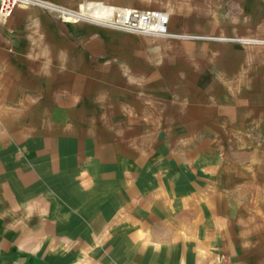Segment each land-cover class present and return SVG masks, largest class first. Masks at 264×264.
I'll return each mask as SVG.
<instances>
[{"label":"crops","instance_id":"1","mask_svg":"<svg viewBox=\"0 0 264 264\" xmlns=\"http://www.w3.org/2000/svg\"><path fill=\"white\" fill-rule=\"evenodd\" d=\"M168 13L172 33H198ZM150 38L131 56L132 38L89 23L0 16V264H264L259 43ZM169 78L194 101H168Z\"/></svg>","mask_w":264,"mask_h":264},{"label":"rangeland","instance_id":"2","mask_svg":"<svg viewBox=\"0 0 264 264\" xmlns=\"http://www.w3.org/2000/svg\"><path fill=\"white\" fill-rule=\"evenodd\" d=\"M159 1L161 2L158 4L163 8L159 11L168 14V16H170L168 11L177 12L178 9H180L183 13H186L191 16L189 21L191 22V25L193 24V30H197L198 33H185V35H181L184 36L181 38H189L187 42L196 44L220 43L229 46H234V48L235 46H246L251 45L253 43H259L258 46H260V59L261 61L264 60V0H207V2H205V0H117L115 2H107L106 0H101L99 2L88 3L83 7L99 6L100 8L105 7L110 10L127 8L131 10L142 11L148 9L152 10V7L156 6L157 2ZM191 11H193V13H191ZM169 25L171 28V17H169ZM194 26L199 29H196ZM97 27H99V31L101 32V38L105 43H107L109 37L126 35L132 38L133 40L131 47L133 46V48H135L136 50L133 51L131 56H139L140 52L138 48H136V46L139 45L138 39H152L150 38V36H140L136 34L119 32L104 28L102 26ZM252 29L254 31L256 29V36L254 37L251 36L250 31ZM107 32H111L112 35L107 34ZM175 34L180 35L177 33ZM156 38H164V40L171 39L167 37ZM133 42L135 45L133 44ZM173 56L174 58H170L167 62H187L188 60L186 55L182 51H179L178 53H173ZM197 57H203V51H197ZM80 59L81 58L77 56L76 59H71L69 60V62H79ZM81 60L82 62H92L91 59L86 58ZM106 61L107 57H100L99 59V62ZM131 61L130 64L133 73L135 70L136 63L133 62L132 57ZM79 66L84 68L85 71H89L91 73L94 72V68L90 63L78 64V67ZM178 81L179 80H174L170 78L165 79L164 85L166 86V88L164 90L169 91V94L166 95L168 101L172 100L173 104L178 101L180 106H184L187 105L188 99H190L187 93L183 92L181 93V95L173 94V92L178 86ZM186 82L187 80L184 79H181L179 81L180 85H183ZM201 82H203V80H201ZM192 100L194 101V98H191L189 103L193 102ZM168 103L170 104L171 102ZM244 147L246 148L245 145ZM179 149L181 151V154L185 153V151L188 150V144L181 143ZM184 157L185 160H189L186 153Z\"/></svg>","mask_w":264,"mask_h":264},{"label":"built area","instance_id":"3","mask_svg":"<svg viewBox=\"0 0 264 264\" xmlns=\"http://www.w3.org/2000/svg\"><path fill=\"white\" fill-rule=\"evenodd\" d=\"M35 7L55 15L66 23H89L102 26L111 30L150 37L181 38L169 30L168 14L159 10H131L120 8L112 10L109 14L107 8L98 6L72 10L63 6L42 0H0V16L9 18L16 8ZM96 11H101V18L94 16ZM187 38V37H185ZM224 257L219 258V263Z\"/></svg>","mask_w":264,"mask_h":264},{"label":"bare ground","instance_id":"4","mask_svg":"<svg viewBox=\"0 0 264 264\" xmlns=\"http://www.w3.org/2000/svg\"><path fill=\"white\" fill-rule=\"evenodd\" d=\"M85 8L86 7H84L82 10L85 11ZM107 10H108L109 14H111L112 10H110V9H107ZM101 14H102L101 11H96V13L94 14V16H96L97 18H101Z\"/></svg>","mask_w":264,"mask_h":264}]
</instances>
